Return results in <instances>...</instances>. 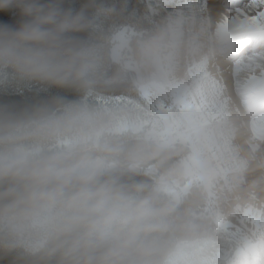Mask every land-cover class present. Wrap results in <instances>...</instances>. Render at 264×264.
I'll return each instance as SVG.
<instances>
[{
    "label": "clouds",
    "instance_id": "obj_1",
    "mask_svg": "<svg viewBox=\"0 0 264 264\" xmlns=\"http://www.w3.org/2000/svg\"><path fill=\"white\" fill-rule=\"evenodd\" d=\"M63 4L0 0L22 17L0 22V93L75 94L0 104V261L245 264L264 249V79L229 87L220 69L264 40L241 24L264 5Z\"/></svg>",
    "mask_w": 264,
    "mask_h": 264
},
{
    "label": "rangeland",
    "instance_id": "obj_2",
    "mask_svg": "<svg viewBox=\"0 0 264 264\" xmlns=\"http://www.w3.org/2000/svg\"><path fill=\"white\" fill-rule=\"evenodd\" d=\"M212 1L213 0H194V4L201 14L215 19L211 10ZM231 1L232 0H218L219 4L222 6L225 5L227 7H224L225 10L223 12L220 11L217 13L215 10L217 13L216 18H219L222 15H229L234 8L243 7L249 3V0H235V4L231 5ZM252 41L254 43L243 48L241 57L239 60L234 62L238 68L235 72H232L231 69V76L227 77L226 74H223L220 71L221 77L229 87H232L237 82V77L245 80L264 79V40L253 39ZM260 57L262 58L260 59ZM133 98L134 94L130 93L117 92L114 94V99L116 102L122 104L131 102ZM225 227L232 232H235L237 229L243 230L247 232L250 237L252 236L253 232L257 231V229L251 224L237 225L235 228H229L228 225ZM224 250L230 254H234L235 246L226 244ZM245 264H264V249H261L255 256L249 257Z\"/></svg>",
    "mask_w": 264,
    "mask_h": 264
},
{
    "label": "trees",
    "instance_id": "obj_3",
    "mask_svg": "<svg viewBox=\"0 0 264 264\" xmlns=\"http://www.w3.org/2000/svg\"><path fill=\"white\" fill-rule=\"evenodd\" d=\"M46 2V0H44ZM109 3H119V0H108ZM87 0H64L63 6L65 8H73L78 10L81 8ZM146 7V0H127V13L140 16L144 13ZM172 8L167 9V11H172ZM22 17L19 15L18 10L13 9L11 11L0 13V22H7L8 24L16 27L19 25ZM83 35V34H79ZM64 95L73 97L75 94L67 90L50 88L48 90H42L40 86L34 85L31 88H24L22 91H15L13 89H8L5 92L0 93V104L14 105L17 107H23L25 105H30L37 103L39 101L50 98L54 95ZM10 259H5L0 261V264H10Z\"/></svg>",
    "mask_w": 264,
    "mask_h": 264
},
{
    "label": "bare ground",
    "instance_id": "obj_4",
    "mask_svg": "<svg viewBox=\"0 0 264 264\" xmlns=\"http://www.w3.org/2000/svg\"><path fill=\"white\" fill-rule=\"evenodd\" d=\"M235 0H232L231 1V5H233V4H235ZM230 6V5H229ZM224 7H227V6H225V5H221V4H219L218 3V0H213L212 2H211V10H212V15H213V17L214 18H216V14L218 13V12H220V11H224L225 9H224ZM215 10L217 11V13L215 12ZM223 16V15H222ZM252 43H254L252 40L251 41H249L248 43H246L245 45H244V47L243 48H245L246 46H248V45H251ZM262 57H260V59H261ZM264 59V58H263ZM244 65V64H243ZM237 66H236V64L235 63H233V65H231L230 67H228L227 69H225L223 66L221 67V69H220V71L223 73V74H226V76L227 77H229V76H231V69H232V72H235L236 70H237ZM233 74V73H232ZM260 80V79H259Z\"/></svg>",
    "mask_w": 264,
    "mask_h": 264
},
{
    "label": "snow or ice",
    "instance_id": "obj_5",
    "mask_svg": "<svg viewBox=\"0 0 264 264\" xmlns=\"http://www.w3.org/2000/svg\"><path fill=\"white\" fill-rule=\"evenodd\" d=\"M261 5H264V0H258ZM264 23V7H261L253 14L245 15L241 21L242 25H256Z\"/></svg>",
    "mask_w": 264,
    "mask_h": 264
}]
</instances>
